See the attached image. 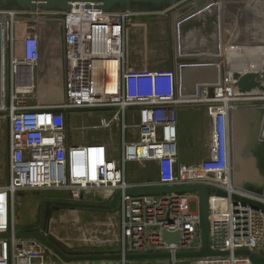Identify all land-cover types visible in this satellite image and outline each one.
I'll list each match as a JSON object with an SVG mask.
<instances>
[{"label":"built area","instance_id":"obj_1","mask_svg":"<svg viewBox=\"0 0 264 264\" xmlns=\"http://www.w3.org/2000/svg\"><path fill=\"white\" fill-rule=\"evenodd\" d=\"M163 11L0 9V111L9 122L7 180L0 184V234L8 236L0 238V264H51L41 242L16 236L19 231L15 224V194L29 190L63 191L66 196L62 199L76 204L89 194H103V200L110 203L120 191L116 204L117 252L122 257L167 253L168 264H175L177 253L195 252L202 247L198 193L129 194L126 190L194 183L208 187L209 246L229 252L227 259L221 261L251 264L247 257L233 254L236 250H248L264 262V211L233 203L230 197L234 194L264 204V188L256 194L236 186L228 138L229 115L239 107L236 103H243V107L262 110L258 136L264 143V56L249 62L246 57L235 61L243 66L241 74L258 72L262 88L238 91L232 78L234 68L212 96L197 97L190 87L178 84L174 67L148 68L142 51L141 57H128L134 23L164 14ZM27 22H56L61 26V102H27L36 90L42 58L38 32L17 34V27ZM259 44L264 48V39ZM230 48L236 51V46ZM138 61L141 67H136ZM193 101H206L212 108V136L208 157L195 164H184L178 154L176 106ZM77 112H104L96 122L78 125L76 129L108 131L111 139L116 136V129V155L107 139L99 134L85 143L71 140L69 114ZM128 163L141 167L151 163L154 179L128 180ZM217 189L227 196L215 195ZM162 231H177L178 241L167 243L162 239ZM208 258L197 260L208 262Z\"/></svg>","mask_w":264,"mask_h":264},{"label":"rangeland","instance_id":"obj_2","mask_svg":"<svg viewBox=\"0 0 264 264\" xmlns=\"http://www.w3.org/2000/svg\"><path fill=\"white\" fill-rule=\"evenodd\" d=\"M238 1V0H236ZM254 5L255 20L262 22L261 33L264 29V0H251ZM229 2V0H228ZM240 2V0H239ZM218 9L220 10L221 1L217 0ZM223 3V2H222ZM249 3V2H248ZM250 3V4H251ZM223 5V4H222ZM229 6V5H228ZM231 7L232 4H230ZM222 8V6H221ZM230 8V7H228ZM163 10V9H162ZM172 9H167L164 14H158L156 16L148 17L147 19L139 21L141 29L147 31L148 37L141 34L143 42L140 45L138 43V37L131 35V42L129 41V59L135 57H141L143 55L147 59L146 67L159 68V67H171L172 57L174 54V41L172 36L171 21L168 20V15L173 12ZM243 10V9H242ZM252 10V8H251ZM249 10V11H251ZM220 12V11H219ZM243 14V11H242ZM165 16V17H164ZM247 18L249 17L246 12ZM229 17V15H228ZM251 20V19H250ZM248 18V22H250ZM237 15L232 20L233 24L237 25ZM49 25L51 37L54 38V43H51V52L47 55V58L39 67V74L37 77L36 90L27 99L30 105H44L50 103H57L63 100V80L61 75V61L62 57L59 51L61 37V26L56 22H47ZM243 23V22H242ZM24 24V23H23ZM25 25V24H24ZM250 26V23H248ZM218 26V25H217ZM157 32L163 34L159 37L152 39L157 35ZM262 38V37H258ZM261 44L257 42L254 52L256 56H264V48L259 47ZM220 54L222 44L219 45ZM230 51V50H228ZM247 51V50H246ZM223 53V49L221 51ZM227 53V51H226ZM233 53L230 51V54ZM234 54V53H233ZM232 57H236L234 54ZM49 62V63H47ZM47 63V64H46ZM140 61L136 62V67H141ZM1 72V70H0ZM258 73V72H253ZM259 74V73H258ZM234 86L235 88V82ZM195 91V90H194ZM3 92L1 91V94ZM197 97H200L197 94ZM8 101V92L4 94V102ZM2 95L0 99V108H2ZM104 112H77L69 114L68 130L71 140L78 143H85L84 141L93 140L96 135H101L107 139L109 146L114 155L118 150V131L115 129V137L109 138L108 131L83 129L77 130L76 127L81 124H89L96 122L97 118L103 117ZM8 119L0 111V184L6 183L7 180V162L9 157L8 148ZM185 132V131H184ZM184 139L187 137V133H183ZM193 158H201L198 150H195L192 155ZM182 162V158L179 159ZM127 179L137 181H150L155 177V168L151 163L143 165L141 167L137 163H128L126 166ZM234 181L237 184H251L253 188L261 190L264 182V171L257 170H243L234 172ZM66 194L63 191L50 192V191H20L15 194V224L16 230L19 232H25L28 230L44 233L43 231V214H44V202L50 200V198H64ZM103 194H89L85 197L83 202L78 203V207L74 208H60L59 210L52 211L48 227H46V236H51L59 243L63 249L68 252H117L119 245V218L116 209H100L89 207L92 205H108ZM63 201V200H62ZM48 260L59 263L54 256H48ZM227 259L226 257L208 258V262L198 261L191 258H177L175 264H227L221 260ZM117 264H123L120 260H115ZM167 258H151L143 260H129L125 261L126 264H168ZM106 261H93L91 264H109L104 263ZM113 264V263H110ZM237 264V263H236ZM238 264H246L244 262H238ZM264 264V262H263Z\"/></svg>","mask_w":264,"mask_h":264},{"label":"water","instance_id":"obj_3","mask_svg":"<svg viewBox=\"0 0 264 264\" xmlns=\"http://www.w3.org/2000/svg\"><path fill=\"white\" fill-rule=\"evenodd\" d=\"M178 0H0V9H36V10H91V11H125V8H130L132 11L135 10H162L168 6H172ZM217 0L209 2V0H192L187 3L185 7L188 10L187 14H184V20L190 19L189 22L203 23L202 17H205L209 21V25L215 27L220 33V12L216 5ZM201 19V20H200ZM217 22V23H216ZM218 25V26H217ZM203 26V25H202ZM231 30V31H230ZM234 34L235 29H229ZM1 43V36H0ZM198 52L204 53L200 50L184 52L180 58L175 60V68L179 79L181 80V86L187 85L190 87L189 82L183 79H190L191 77H204L207 72L213 69L214 58L219 55L217 48L208 50V63L205 64L204 58L198 56ZM214 55V56H211ZM1 70V66H0ZM210 75V74H209ZM236 79L235 85L240 92L248 91L254 87L262 88L259 84L261 76L258 73H246L238 76L236 73L232 76ZM213 80V79H212ZM191 89V88H190ZM0 99H1V85H0ZM239 105L238 108L233 109L229 115V148H230V159L232 164L233 173L240 171L239 164L237 162L236 152L237 143L240 139L241 128L245 131L251 128H258L261 122L262 110L260 108H247L243 107V103H236ZM264 188L261 187L262 191ZM196 191L199 196L198 212L200 216V231L202 238V247L200 250L195 252H179L175 255L176 258H208V257H226L229 255L228 251L213 250L209 246V226H208V187L204 184L194 183L185 185H174V186H148L141 188H133L126 190L129 194H143V193H169V192H190ZM215 195L220 197H226L225 191L217 189ZM120 196V191H117L112 200L108 205H92L89 207L100 208V209H116L117 200ZM231 200L233 203L240 202L243 205H248L251 208L264 211V204L232 194ZM53 204V205H52ZM74 208L78 207V204L67 201H51L46 200L44 202V226L49 223L52 211L59 210L60 208ZM45 229V228H44ZM7 234H0V238L7 237ZM17 237H32L41 242L46 248L51 249L52 253L55 254L61 262H72V261H106V260H143L151 258H167V253H136L126 254L123 257L118 252H62L54 244V238H47L45 233H39L35 231L18 232ZM162 239L167 243H175L179 239V233L162 231ZM234 255H242L248 258L251 264H263L261 257L250 253L248 250H236L233 252Z\"/></svg>","mask_w":264,"mask_h":264},{"label":"crops","instance_id":"obj_4","mask_svg":"<svg viewBox=\"0 0 264 264\" xmlns=\"http://www.w3.org/2000/svg\"><path fill=\"white\" fill-rule=\"evenodd\" d=\"M191 1L192 0H178L175 4H173L172 6H168L163 10L172 8L174 9L171 14L172 16L170 18L168 16L167 18L171 21L172 26V36L174 41V60H176L178 57L180 58L181 56H183V54H186L184 52L200 50L204 53L198 52V56H202L201 58H204V62L205 64H207V51L212 48H217L218 50H220L219 45H224L221 47V51L223 49V53L220 51L219 55L213 57L215 60L214 63L212 62V64H214L213 69L207 72L204 77H191L190 79H183L184 81L189 82L190 88L193 91L195 90V92L200 97L204 95L206 97H209L212 96L214 90L224 82L226 76L231 73L234 68L236 69V71L232 72V76L234 73H236L238 76L244 75L240 73V70L243 68V66L239 62H235L236 60L240 61L242 57H246V60H248L249 62L256 57H259L256 56L257 53L254 52V50L257 42L261 43L264 39V33H261L262 22L260 23V21L255 20V18H259L255 16L254 13L253 4L255 2L252 1L251 3V0H240V2L239 0H229V2L228 0H220V10L217 8L220 11L221 18L220 33H218V30L215 27H212V25L208 24L209 21L205 17H202L204 21H202L203 23H201V25L197 22L194 24L192 22H189L190 19L184 20V14H187L188 12L185 7L187 6V3ZM211 1L213 0H209V2ZM230 4H232L233 7H231ZM216 5L218 7V3ZM246 12H248L249 14V20L251 19L250 22H248ZM236 15L238 20L237 25L232 23V20L236 17ZM248 23H250V26L248 25ZM49 25L50 24H48L47 22H27L25 25L17 27V34L19 36L28 32H38L40 36V46L42 54L41 63H43V61H45V59L47 58V55L50 54L49 52H51L52 46L51 43H54V38L51 37L50 33V29L52 28H49ZM140 27L141 25L139 21H136L130 32V42L131 35H135L138 37V43L142 45L141 43L143 42L144 38H141L143 30ZM232 28L235 29V34H231V32L229 31V29ZM60 37L61 43L59 51L62 57L60 68H62V34H60ZM231 45L236 46V51H233L236 54V57H232L234 55L233 53L230 54V51L232 50L230 48ZM1 48L2 42L0 43V55ZM171 66L175 68V61ZM177 81L178 84H181V80L179 79L178 75ZM176 108L178 118L177 144L179 159L182 158V163L184 164L198 163L207 158L209 154V145L211 142L213 125L211 113L212 108L209 107L208 102L206 101H193L178 104ZM184 131L187 133L186 139H184L183 137V133H185ZM195 150L199 151L201 158L198 159L192 157ZM242 184L243 183H241V185ZM243 185L249 187L252 186L248 183ZM48 261L51 264H55V262L53 261ZM122 262L123 264H126L125 261ZM104 263L117 264L115 260H106V262Z\"/></svg>","mask_w":264,"mask_h":264},{"label":"flooded vegetation","instance_id":"obj_5","mask_svg":"<svg viewBox=\"0 0 264 264\" xmlns=\"http://www.w3.org/2000/svg\"><path fill=\"white\" fill-rule=\"evenodd\" d=\"M172 12L168 15L169 18L172 16ZM165 17V16H164ZM147 31H143L142 35H146V38L148 37ZM161 32H157V35L154 36L152 39L159 37L163 34H160ZM174 57H172V63L174 64ZM261 125V122H260ZM260 125L258 128H251L245 131L243 128H241V134H240V139H238L237 143V152H236V159L239 164V169L240 171L243 170H257L261 169L264 171V143H262L259 139V131H260ZM50 200L53 201H58V200H63L62 198H50ZM66 201V200H63ZM53 205V204H52ZM46 227H48V224L44 226L43 223V231L46 234ZM45 228V229H44ZM50 237V236H49ZM47 236V238H49ZM55 241V239H54ZM56 247L62 252H67L63 247L57 243V241L53 242ZM54 256L58 260L59 258L52 253L51 249L46 250V256ZM61 262V261H59Z\"/></svg>","mask_w":264,"mask_h":264},{"label":"bare ground","instance_id":"obj_6","mask_svg":"<svg viewBox=\"0 0 264 264\" xmlns=\"http://www.w3.org/2000/svg\"><path fill=\"white\" fill-rule=\"evenodd\" d=\"M236 184V186H238V188H240V189H243V190H245V191H247L248 193H256V194H261L262 192H263V190L262 191H258L259 189H256V188H253V187H249V186H246V185H241V184H237V183H235Z\"/></svg>","mask_w":264,"mask_h":264}]
</instances>
